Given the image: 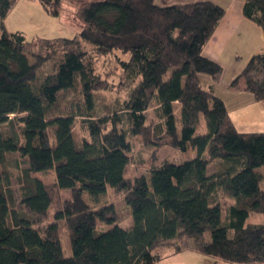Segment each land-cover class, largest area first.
Returning <instances> with one entry per match:
<instances>
[{
  "label": "trees",
  "instance_id": "obj_1",
  "mask_svg": "<svg viewBox=\"0 0 264 264\" xmlns=\"http://www.w3.org/2000/svg\"><path fill=\"white\" fill-rule=\"evenodd\" d=\"M39 1L60 15L64 0ZM69 1L83 22L79 33L29 39L4 26L17 0H0V264H157L159 248L180 251L185 237L209 257L264 263V131L238 130L223 98L203 81L204 74L218 81L223 72L203 49L225 8L211 0ZM243 13L264 30V0H245ZM113 51L128 56L121 66L136 84L118 110L96 117V92L109 82L96 72L94 58ZM49 61L54 68L41 74ZM240 78L264 105V48L233 84ZM76 88V110L54 114L61 92ZM78 116L90 135L81 145L73 134ZM137 135L196 156L129 179L130 138ZM13 152L27 163L19 204L2 166ZM50 169L55 186L71 197L44 225L53 194L33 174ZM108 187L125 191L129 227L120 225L112 205L92 206ZM252 212L263 220L247 222ZM100 221L109 227L99 230ZM61 223L70 256L63 252Z\"/></svg>",
  "mask_w": 264,
  "mask_h": 264
},
{
  "label": "rangeland",
  "instance_id": "obj_2",
  "mask_svg": "<svg viewBox=\"0 0 264 264\" xmlns=\"http://www.w3.org/2000/svg\"><path fill=\"white\" fill-rule=\"evenodd\" d=\"M62 17L66 16L72 20V23H76L80 21L83 23L80 18L77 16L76 7L71 5L69 7L64 6L61 8ZM12 21L13 27H17L19 30H24L26 35L32 34V32H40V28L38 29H28L30 27L25 20L21 19L20 15L13 14ZM28 35V36H30ZM32 36V35H31ZM32 37H29L31 39ZM128 58L127 55L121 53L120 51H113L111 53L103 54L95 56V67L96 72L103 78L108 80L109 88L102 89L96 92V100H95V116H106L113 114L119 108V104L123 103L125 99L128 98L130 90L135 86L136 82L132 80V78L127 76V73L122 69L121 60H125ZM53 61H49L44 64L41 68H39V72L41 74H45L46 72L51 71L54 68ZM209 77L204 74L203 79ZM79 100H81V96L78 93V89H68L61 92L58 104L54 109V114L74 112L76 109V105ZM149 120L153 119L155 116L153 115V107L149 109ZM258 111L256 109H252L249 114L245 117L248 119L258 118L255 122L259 127H255L259 130L263 128L264 130V118H259ZM254 119L253 121H255ZM263 121V124L258 123ZM205 128V125H203ZM202 126L200 127V132H202ZM7 130L8 127L5 126ZM14 130L17 132L20 131V127L18 124H15ZM73 134L74 138L78 145H81L85 139H90V135L88 132V128L83 118L78 116L76 117L73 125ZM54 138L52 142L54 143ZM132 144L131 151V162L127 167L126 177L129 179H133L135 176H139L142 174H147L150 172L153 166L161 165L165 161L180 163L189 157L196 156V151L190 149L188 152H182L177 148H173L169 145H163L160 147H155L151 143H147L145 138L142 135L133 136L130 138ZM4 172L7 173L11 187L14 191L17 204L20 202V197L22 194V188L25 185L26 177L24 173V169L27 167V163L25 159L17 152L9 153L5 159V162L2 164ZM213 169V164L211 166ZM263 171V181L262 186L264 187V166L261 167ZM36 175L42 178L50 187L53 194V203L48 210V215L46 219H44L43 224L46 225L48 222L52 221L55 213L61 209L66 200L70 199L71 192L70 190H61L55 186L56 181V173L55 169H50L46 172H39ZM126 193L124 190H119L116 188L108 187L105 194L100 195L92 202V206L96 209L102 208L105 206H113L116 212V218L121 226L129 227L133 223V218L131 216L130 208L125 200ZM223 217H225V213H223ZM262 217V214H258L256 212H252L249 216L247 222L250 221H258ZM109 227L105 222H99L98 229L105 230ZM60 238L62 242L63 252L65 256H70L72 254L71 249V241L69 236V231L64 223L60 225ZM194 243L193 238L185 237L182 240V246L184 247V252L181 256H176L174 258H170L168 260H164L159 264H196V260L191 257L189 252L190 247ZM165 247V246H164ZM163 248H159L161 250ZM189 258V259H187Z\"/></svg>",
  "mask_w": 264,
  "mask_h": 264
},
{
  "label": "crops",
  "instance_id": "obj_3",
  "mask_svg": "<svg viewBox=\"0 0 264 264\" xmlns=\"http://www.w3.org/2000/svg\"><path fill=\"white\" fill-rule=\"evenodd\" d=\"M160 5H169L175 3L192 2L197 0H155ZM225 8V15L220 21L217 29L205 45L203 54L220 63L223 67L221 78L218 81H213L210 77L205 78L206 86L213 85L215 93L223 98L228 108L229 114L234 121L236 127L240 131H264L255 128L256 118H245L252 109H256L259 118H264V105L255 100L253 94L245 90L246 83L240 78L235 85L233 81L242 72L245 66L250 61L251 57L264 48V30L261 26L247 18L243 13L245 0H211ZM74 5L72 1L64 0L61 8L64 6ZM20 15L21 19L30 26L28 29H38L40 32H32L29 37H46L56 38L63 36H73L80 32L83 23L77 21L72 23V20L66 16L62 17L52 15L39 0H17L15 5L9 11L4 20V26L9 32L22 31L17 27H13V14ZM62 11V9H61ZM77 12V10H76ZM256 119L255 121H253ZM263 124V121L258 122ZM227 204L231 203V199L227 198ZM260 214V213H258ZM251 215V214H250ZM263 220V216L258 221H250L249 223H259ZM184 247L180 251H175L174 248L164 247L159 250L161 255L160 262L181 256L184 252ZM191 257L196 260V264H236L226 262L214 257L206 256L191 246L189 249ZM189 259V258H187ZM264 264V263H254Z\"/></svg>",
  "mask_w": 264,
  "mask_h": 264
}]
</instances>
